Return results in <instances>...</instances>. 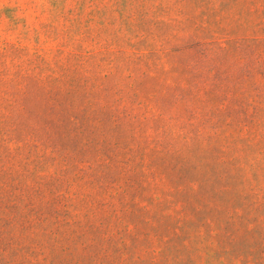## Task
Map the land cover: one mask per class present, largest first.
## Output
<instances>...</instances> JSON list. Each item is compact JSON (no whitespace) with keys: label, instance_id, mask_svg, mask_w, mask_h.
<instances>
[{"label":"rangeland","instance_id":"374dc122","mask_svg":"<svg viewBox=\"0 0 264 264\" xmlns=\"http://www.w3.org/2000/svg\"><path fill=\"white\" fill-rule=\"evenodd\" d=\"M0 264H264V0H0Z\"/></svg>","mask_w":264,"mask_h":264}]
</instances>
